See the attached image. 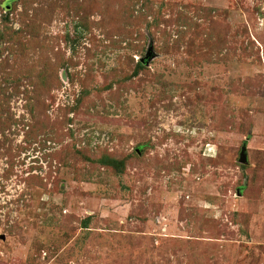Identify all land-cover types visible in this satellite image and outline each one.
Returning a JSON list of instances; mask_svg holds the SVG:
<instances>
[{
  "label": "rangeland",
  "instance_id": "obj_1",
  "mask_svg": "<svg viewBox=\"0 0 264 264\" xmlns=\"http://www.w3.org/2000/svg\"><path fill=\"white\" fill-rule=\"evenodd\" d=\"M0 264H264V0H0Z\"/></svg>",
  "mask_w": 264,
  "mask_h": 264
},
{
  "label": "water",
  "instance_id": "obj_2",
  "mask_svg": "<svg viewBox=\"0 0 264 264\" xmlns=\"http://www.w3.org/2000/svg\"><path fill=\"white\" fill-rule=\"evenodd\" d=\"M239 161L241 163H244L245 162V154H244V150L242 149L241 152H240V158H239Z\"/></svg>",
  "mask_w": 264,
  "mask_h": 264
}]
</instances>
